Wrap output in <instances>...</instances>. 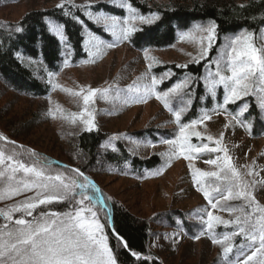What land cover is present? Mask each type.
<instances>
[{
    "label": "trees",
    "instance_id": "trees-1",
    "mask_svg": "<svg viewBox=\"0 0 264 264\" xmlns=\"http://www.w3.org/2000/svg\"><path fill=\"white\" fill-rule=\"evenodd\" d=\"M6 2L16 3L19 0H4ZM143 15H149L156 12L159 19L152 24L141 27L140 30L132 34L128 40L129 46L136 51L170 49L177 42V33L180 29H186L190 25L206 24L215 22L216 30L214 42L209 50L207 57L199 63H191L186 67H176L175 65H164L152 70L154 76L159 77L167 73L170 78L163 82L159 91L165 92L177 83L190 80L188 95L190 106L185 116L182 117L183 124H189L193 120L200 122L206 121L203 116L207 114L209 118L218 115H226L232 120V116L238 114L245 104L248 111L239 116L242 128L245 125H251V133L247 135L251 139L264 137V112L259 108L260 98L264 96V84L259 85L257 93H250L242 97L241 100L231 103L224 109H219L218 105L223 103V86H216V96L207 91L206 72L208 65L212 61L219 59L221 51L224 49L227 39L238 35L239 33L251 34L255 38H260V45L264 41V0H176L163 8H153L148 6L146 0H128ZM173 1V0H171ZM65 5L63 9L54 7L43 11H32L23 16L16 23L0 21V87L5 96L7 93L29 98L31 100H45L52 94V86L46 81L49 72L57 75L64 67V49L68 52L70 66H79L87 61L86 53L83 48V27H87L94 34H101L99 28L91 23L84 12L79 10V5ZM93 11H111L113 14L123 15L118 9H112L104 4L95 5ZM68 12L69 15H65ZM78 16L84 20L81 25L72 19V16ZM58 27L63 34L64 43L61 44V36L56 31L50 30V26ZM12 26V27H9ZM15 26H22V33H15ZM236 39V38H235ZM213 67V62H212ZM21 124L8 126L7 131L0 128V135L7 139L17 137L23 138V132L37 125V116ZM5 119V115H0V120ZM235 122V121H234ZM30 126V128H28ZM13 130L17 132L14 134ZM22 132V134H19ZM11 136V137H10ZM13 137V138H12ZM173 134L169 130L145 129L134 133H125L123 135L102 132L101 130L78 131L71 135L72 150L67 157L66 165L78 168L83 175L100 183L104 178L117 177L137 180H147L158 177L167 169L163 160L158 155H152L143 158L133 151L139 144L149 146L156 144L160 140H170ZM21 147L7 145L0 141V150L5 155L15 154V158L21 162L32 165L35 161L50 162L51 168L48 174L55 175L63 172L69 177H75L83 182V179L65 167L54 163V159L45 153L36 150L35 147L26 143H20ZM115 149V150H113ZM68 152V151H67ZM35 153V155H31ZM9 163L6 161V164ZM0 170H4V165H0ZM17 178L25 177V174L18 172ZM31 179V177H25ZM7 179H0V187H5ZM15 186V185H13ZM36 189L25 191L18 198L35 196ZM79 191V190H77ZM89 195L94 197V201L89 207L97 213V219L103 226V233L107 237V243L116 258L118 264H166L165 260L156 255L152 246V240L159 233L158 230L167 231L165 235L172 236L174 239L190 243H206L217 249L218 255L213 257L210 262H203V254L200 252L196 264H237L251 255L260 247L258 233L255 241L249 240L247 235L240 234L231 237L223 246H231L232 251L225 254L221 244H213L212 237L223 239L224 235L233 232H239L243 225L245 214L251 215L253 222L261 213L256 211L254 206L246 208L230 202L228 206L236 209L231 214L228 211L220 212L229 218L235 220L241 217V223L229 224L225 227L222 224L214 225L211 232L206 229L203 221L207 219V213L200 211L201 207L189 210L169 209L158 212L149 219L142 220L134 217L117 201H108V215L101 209L97 197L92 188L86 190ZM218 200H220V196ZM79 199V197H77ZM222 201V200H221ZM5 204L6 199H0V203ZM88 204V202L86 201ZM75 201L54 202L52 204L41 205L34 215L38 216L41 211L64 213L72 211V205ZM87 215V213H85ZM15 218H24L27 220L33 217L25 216L22 212H15ZM108 217L111 219L113 230L117 237L127 244V248L115 238L108 227ZM228 220V221H229ZM0 224L3 219L0 217ZM246 231L247 228H246ZM204 233V234H201ZM248 234H251L248 231ZM200 236L199 239L194 237ZM176 244V250L178 249ZM215 245V246H214ZM154 247V248H153ZM136 252L140 259L131 255ZM249 264H260L264 260V254L258 253ZM180 262V259H179Z\"/></svg>",
    "mask_w": 264,
    "mask_h": 264
},
{
    "label": "rangeland",
    "instance_id": "rangeland-1",
    "mask_svg": "<svg viewBox=\"0 0 264 264\" xmlns=\"http://www.w3.org/2000/svg\"><path fill=\"white\" fill-rule=\"evenodd\" d=\"M146 1L150 7L163 8L168 3L171 5L176 0ZM88 3L94 6L106 4L123 13L120 16V13L113 14L111 11H102L104 14H111L121 18L128 15L125 9L114 6L109 0H19L16 3L0 0V21L18 22L27 13L47 10L57 7L59 4L83 6ZM147 25L149 24H141L139 21L135 22L137 29ZM209 25L207 23L197 24L196 26L207 28ZM97 26L103 28L102 25ZM196 26L189 29H180L177 33L178 43L171 49L161 52L144 51L139 53L131 49L126 43H122L120 46L114 47V49L102 46L97 51L91 43L85 46L83 42L89 63L76 67L69 65L68 52L63 47L65 55L64 67L59 75L48 78L53 89L51 97L45 100H31L12 95L11 93L0 97V115H5V119L0 120V128L9 137L10 133L7 131L8 126H10L9 122L15 127L30 120L32 116L33 118L37 116V125L34 124L32 128L29 126L28 128L30 129L23 132V138L22 136L16 139L12 137V140L33 146L36 150L63 163L68 161L67 155L72 150V145L68 144V141H71V135L78 131H87L83 121L89 117L88 115L81 116L82 112L91 113V118L94 122L93 130L98 129L102 132L120 136L145 129L169 130L173 134L172 140H175L179 134V126L174 120L172 111L184 109L182 117L185 116L184 114H186L190 106L188 89H182L178 93L171 95L168 98L169 108H165L164 104L155 95H145L143 86L151 84L153 77L151 71L157 67L166 64L183 67L207 57L208 54L201 55L202 50L208 47L207 33L196 31ZM90 33L94 34L87 27H83L84 41L90 39ZM94 35L100 37L105 44H111V42L116 40L115 37L105 31L104 35ZM106 36L111 39V42L107 43ZM245 36L247 35H239V38L243 40ZM247 37L248 42L252 43L256 48H264V41L260 45V38H256L258 41L256 43L253 36L248 35ZM232 40V38L227 39L224 49L218 57L219 59H217L213 70L211 69L209 73V80L216 78L217 62H219L220 70L223 74H231L227 71V65L228 52L231 50ZM63 43L64 39H61V44L63 45ZM89 52L93 54L89 55ZM149 66H151L150 70ZM156 78L162 81L156 86L158 89L170 76L163 75ZM261 84L259 72H257L253 79V89L250 93H257ZM137 87L140 88L139 92L134 90ZM92 89L100 91L92 98L89 105L85 106L83 104V95ZM105 89L108 90L106 93L103 92ZM3 94L4 91L0 87V96ZM16 132V130H13L14 134ZM190 132L200 133L199 138L194 135L190 136V142L194 146L208 144L210 148L221 147L226 149V154L230 158L232 166L240 174L238 178H232L231 174L228 173V179L218 180L216 177H205L203 179L202 184L210 191L213 202L219 199L218 194L211 191L214 187L219 186L224 189L233 183H240L241 181L245 183H250L253 180L264 181V137L259 139L249 138L245 129L238 127L237 123L225 116L213 117L208 119V121L198 123L193 129H190ZM19 134H22V132ZM209 136L212 137L211 141L207 139ZM216 140L220 141L219 145L215 143ZM133 151L143 158L158 155L167 169L160 176L147 180L117 177L104 178L100 183H97V186L100 189V196L106 208L108 201H117L134 217L146 220L158 212L169 209L189 210L201 207L200 211L202 212L212 211L214 215L221 217L223 220H229L228 217L220 212L221 209L211 208L203 193L198 190V185L194 183L192 175L196 170L220 172V169L215 165L207 164L205 161L217 159L218 156L222 158L225 152L203 151L199 154L191 153L192 158L189 160L180 154L181 150L178 147L165 143L156 146L139 144V146L133 148ZM173 153L175 155L169 160L168 156ZM218 163L222 165V159ZM190 165L191 168L189 167ZM249 171L253 175H248ZM20 173L24 174L23 172ZM220 174L224 176V172H220ZM249 190L252 192L256 202V204L252 205L256 211L259 208H264V184L256 183ZM9 192V182H7L5 187H0V196L6 199L5 204L3 202L0 203V209L8 210L12 205L27 199L24 196L19 198L17 196H9ZM230 202L251 208L248 207V201L244 199L221 201V204L228 206ZM85 204L87 206L90 205L86 201ZM14 213H11V220H6L3 216H0L3 219V224H0V227L5 224L13 227L16 220ZM157 232L159 234L153 238L152 246L156 249V255L164 259L166 264H196L198 259L195 256H199L201 251L203 262L207 263L218 255L217 249L206 243L180 241V239L165 235L167 231L158 230ZM176 244H179L177 250L174 247ZM251 262H257V260L255 259Z\"/></svg>",
    "mask_w": 264,
    "mask_h": 264
},
{
    "label": "snow or ice",
    "instance_id": "snow-or-ice-1",
    "mask_svg": "<svg viewBox=\"0 0 264 264\" xmlns=\"http://www.w3.org/2000/svg\"><path fill=\"white\" fill-rule=\"evenodd\" d=\"M109 2L114 6L125 9L128 15L121 18L111 14H104L102 11H93L91 9L95 6L91 3L80 6L79 10L85 13L89 21L102 25L104 31L110 33L117 41L130 39L132 34L138 30L135 27L136 21L141 24H151L159 19V15L156 12H151L147 16L141 14L128 0H109ZM57 7L63 9L65 5L59 4ZM73 7L76 6L73 5ZM65 15H69V13L65 12ZM72 19L81 25L85 23L84 20L75 15L72 16ZM49 26L50 30L56 31L57 35L61 36V39L64 38L58 27L51 24ZM215 30V22H211L207 28L196 26V31L207 33L208 47L202 50V56L206 55L211 48ZM14 31L17 34L22 33L23 27L15 26ZM90 43L97 51L102 46H113L112 44H105L100 37L91 33L90 39L84 41L85 46ZM92 54V52H89V55ZM183 67H186V65ZM217 67L216 78L207 81L206 87L207 91L215 98L216 86L223 85L225 93L223 103L218 105L216 110L224 109L226 111L225 106L235 103L250 94L253 89V79L257 72H259L260 82L264 84V48H256L252 43L248 42L247 36L243 40L238 37L232 40L231 50L228 52L227 71L231 74H223L220 70L219 62H217ZM150 68L151 66H149V70ZM48 75L53 77L54 73L49 72ZM161 82V80L153 76L151 84L144 85L143 91L145 95H155L164 104L165 108H169L168 98L171 95L178 93L182 89L190 88V80L186 78L167 91L160 93L157 91L156 86ZM134 90L139 92L140 88L137 87ZM98 91L100 90L92 89L83 95V104L85 106L89 105ZM107 91V89L103 90L104 93ZM261 91H264V89H261ZM248 107L245 104L238 114L232 116V120L240 123L239 116L247 112ZM259 108L264 112V96L260 98ZM183 111L184 109L172 111L174 120L179 126V134L175 140H164L163 143L178 147L181 150L180 154L189 160L192 158L191 153L199 154L203 151L225 152L222 158L218 156L217 159L205 161L207 164L215 165L220 169V172H224V176H221L220 172L217 171L204 172L196 170L192 173L194 183L198 185V190L203 193L211 208L225 210L231 214L236 209L222 205L221 200L244 199L248 201V207L256 204L249 188L255 186L256 183L264 184V181L253 180L250 183L241 181L240 183H233L224 189L219 186L214 187L211 191L216 192L220 196V200L213 202L210 191L202 184L203 179L205 177H216L218 180L228 179V173L231 174L232 178H238L240 174L232 166L230 158L226 154V149L221 147L210 148L208 144L194 146L190 142V136L200 137L199 132H190V129H193L200 121L193 120L189 124H183L181 120ZM80 115H88L89 118L84 120L83 123L86 125L87 131H92L94 122L91 118V113L82 112ZM203 119H209V116L205 114ZM245 126L251 133V125ZM207 139L211 141L212 137L209 136ZM0 140H6V137L0 136ZM215 143L219 145L220 141L216 140ZM31 155L34 156L35 153H31ZM173 155L175 153L169 155L168 159L171 160ZM221 159L222 165L218 163ZM6 161L9 163L6 164ZM0 165H4V170H0V179L6 178L9 182V196L20 195L32 189L37 190L35 196L28 197L18 204L12 205L10 209H0V216H3L6 220L12 219L11 213L13 212H22L25 216L33 217L31 220L16 219L14 224L18 227H10L7 224L0 227V264H118L108 246L107 237L103 235V226L97 219V213L93 210V207L85 204V201L88 204H92L94 201V197L89 195L86 190L89 188L97 192L99 190L88 181V178L78 168L71 171L83 177V182L75 177H69L63 172H58L55 175L48 174V170L51 168L50 162L35 161L34 164L27 165L16 159L15 154L5 155L3 150H0ZM189 167L191 168V165ZM18 172H23L25 177L30 176L31 179H26L25 177L17 178L16 174ZM248 175H253V173L249 171ZM0 199H3V196H0ZM63 201H75V204L72 205L73 210L64 213L41 211L38 216L34 215V212L41 205ZM257 207L259 208L258 205ZM259 212L261 214L255 218L254 222L251 215L245 214L243 225L246 227H240L239 232L224 235L222 240L213 236L212 243L223 246L231 237L240 234H245L249 240L255 241L258 233L260 247L242 261V264H249L258 253L264 254V208H259ZM203 222L206 224L207 231L211 232L214 225L217 224H223L225 227L229 224L239 225L241 217L225 221L221 217L214 215L212 211H208L207 219ZM246 228L251 234H248ZM194 238L199 239L200 236L198 235ZM124 247L127 248L126 243H124ZM231 251V246H223L225 254ZM131 255L136 257L137 260L140 259L136 252H131ZM237 264H241V262L238 261ZM260 264H264V260H261Z\"/></svg>",
    "mask_w": 264,
    "mask_h": 264
},
{
    "label": "water",
    "instance_id": "water-1",
    "mask_svg": "<svg viewBox=\"0 0 264 264\" xmlns=\"http://www.w3.org/2000/svg\"><path fill=\"white\" fill-rule=\"evenodd\" d=\"M91 184H92V182H90ZM99 192V191H98ZM102 207L104 208V204H102ZM109 227H110V230H111V233L113 234V235H115V233H114V230H113V228H112V224H111V222L109 221ZM119 241H121V242H123L121 239H118Z\"/></svg>",
    "mask_w": 264,
    "mask_h": 264
}]
</instances>
